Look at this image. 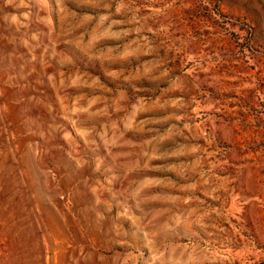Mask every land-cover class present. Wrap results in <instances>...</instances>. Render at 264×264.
<instances>
[{
  "label": "rangeland",
  "instance_id": "rangeland-1",
  "mask_svg": "<svg viewBox=\"0 0 264 264\" xmlns=\"http://www.w3.org/2000/svg\"><path fill=\"white\" fill-rule=\"evenodd\" d=\"M0 264H264V0H0Z\"/></svg>",
  "mask_w": 264,
  "mask_h": 264
}]
</instances>
